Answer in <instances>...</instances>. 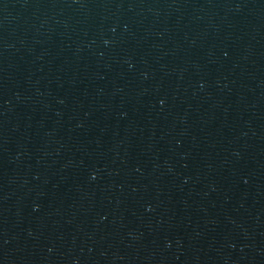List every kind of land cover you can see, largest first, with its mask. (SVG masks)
Segmentation results:
<instances>
[{
    "label": "water",
    "instance_id": "obj_1",
    "mask_svg": "<svg viewBox=\"0 0 264 264\" xmlns=\"http://www.w3.org/2000/svg\"><path fill=\"white\" fill-rule=\"evenodd\" d=\"M0 264H264V0H0Z\"/></svg>",
    "mask_w": 264,
    "mask_h": 264
}]
</instances>
